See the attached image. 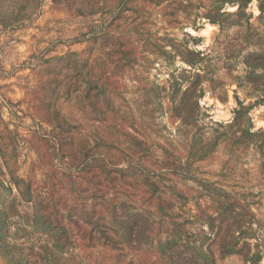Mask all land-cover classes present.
<instances>
[{"label": "rangeland", "instance_id": "374dc122", "mask_svg": "<svg viewBox=\"0 0 264 264\" xmlns=\"http://www.w3.org/2000/svg\"><path fill=\"white\" fill-rule=\"evenodd\" d=\"M0 264H264V0H0Z\"/></svg>", "mask_w": 264, "mask_h": 264}, {"label": "bare ground", "instance_id": "6f19581e", "mask_svg": "<svg viewBox=\"0 0 264 264\" xmlns=\"http://www.w3.org/2000/svg\"><path fill=\"white\" fill-rule=\"evenodd\" d=\"M212 31H213V29L211 27H209V26L205 29L206 33H211Z\"/></svg>", "mask_w": 264, "mask_h": 264}, {"label": "clouds", "instance_id": "9594fccd", "mask_svg": "<svg viewBox=\"0 0 264 264\" xmlns=\"http://www.w3.org/2000/svg\"><path fill=\"white\" fill-rule=\"evenodd\" d=\"M234 10V9H233Z\"/></svg>", "mask_w": 264, "mask_h": 264}]
</instances>
